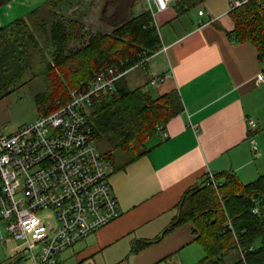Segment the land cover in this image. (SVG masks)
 Instances as JSON below:
<instances>
[{
  "label": "crops",
  "instance_id": "crops-1",
  "mask_svg": "<svg viewBox=\"0 0 264 264\" xmlns=\"http://www.w3.org/2000/svg\"><path fill=\"white\" fill-rule=\"evenodd\" d=\"M12 1L0 7V28L51 0L23 15L12 11ZM73 1L74 7L85 3ZM180 1L163 12L152 5L160 47L125 76L153 97L176 92L181 110L159 124L167 137L157 130L145 154L123 167L110 163L107 179L118 218L63 250L58 264H197L204 251L191 222L164 232L184 194L193 186L224 182L227 175L248 184L264 174V84L257 82L264 62L252 43L231 33L229 0H202L179 12ZM200 8L215 20L199 17ZM249 120L257 126L250 128Z\"/></svg>",
  "mask_w": 264,
  "mask_h": 264
},
{
  "label": "trees",
  "instance_id": "trees-1",
  "mask_svg": "<svg viewBox=\"0 0 264 264\" xmlns=\"http://www.w3.org/2000/svg\"><path fill=\"white\" fill-rule=\"evenodd\" d=\"M10 1L0 0V7ZM62 1L68 8L75 6L73 0H51L0 28V100L23 85L26 76L41 75L45 91L37 95V104L41 115L47 114L56 108L54 99L67 102L71 90L86 88L101 70L115 64L124 70L160 47L150 11L135 12L140 0H106L100 21L112 31L88 37L81 18L65 17L56 9ZM200 1L181 0L177 11ZM229 15L235 39L252 43L264 62V0H250ZM40 39L48 44L51 59L45 60L41 53L44 64L34 72L31 60L36 49L41 51ZM180 110L176 92L153 97L141 87H131L122 76L113 91L92 99L87 120L95 143L105 146L103 159L119 168L145 154L146 141L157 132V125ZM116 152L127 158L119 162ZM255 206L257 213L252 212ZM186 222L193 224L194 239L204 251L197 264H226L223 254L231 249L238 257L230 264H264V174L248 184L227 175L216 188L212 182L191 187L164 232Z\"/></svg>",
  "mask_w": 264,
  "mask_h": 264
},
{
  "label": "built area",
  "instance_id": "built-area-1",
  "mask_svg": "<svg viewBox=\"0 0 264 264\" xmlns=\"http://www.w3.org/2000/svg\"><path fill=\"white\" fill-rule=\"evenodd\" d=\"M144 1L153 15L152 5L163 12L174 0ZM249 1L229 0L230 10ZM197 15L208 23L215 20L204 8ZM148 58L121 71L116 64L101 70L86 88L71 90L69 100L52 112L15 133L0 131V222L10 237L22 242L18 253L29 264H58L63 250L118 218V202L107 179L111 165L96 148L87 114L93 98L113 91L117 79L143 67ZM257 82L264 84V69ZM248 123L257 126L253 120ZM157 130L167 137L163 126ZM252 212L257 213L256 206Z\"/></svg>",
  "mask_w": 264,
  "mask_h": 264
},
{
  "label": "rangeland",
  "instance_id": "rangeland-1",
  "mask_svg": "<svg viewBox=\"0 0 264 264\" xmlns=\"http://www.w3.org/2000/svg\"><path fill=\"white\" fill-rule=\"evenodd\" d=\"M44 1L46 0H13L12 11H16L17 15H23V13L30 11L36 6L42 5ZM105 1L106 0H85L82 7L78 5V7L72 8H68L66 2L62 1L57 2L55 6L65 17L81 18L84 22L83 32H85V37H88L90 34L98 31L102 33H111L112 31L111 27L100 21V11ZM136 8L140 10L146 8L144 0H140ZM40 47L41 51L36 49L31 60L34 72H39L44 64L41 53L44 55L45 60L51 59V53L49 52L50 48L46 41L40 39V45L38 48ZM28 76L25 77V83L23 85L0 101V131L2 133H15L22 127V125L31 122L38 115H41L42 108L37 104V95L45 91V82L41 75H36L31 79V76ZM130 86L133 87V85ZM53 102L56 108L62 104L59 99H54ZM263 125L264 123H262V126ZM262 130H264V126ZM104 147L105 146H102L101 144H96V148L100 153L105 150ZM116 158L121 162L127 158V155H120L116 152L115 159ZM44 213L45 212L42 211L38 215L41 216ZM0 230L3 237L0 241V264H16V261L20 258L18 252L21 248L22 242L10 237L4 222H0ZM237 257V252L231 250L227 252L223 261L225 263L233 262ZM21 264H29V262L22 260Z\"/></svg>",
  "mask_w": 264,
  "mask_h": 264
}]
</instances>
